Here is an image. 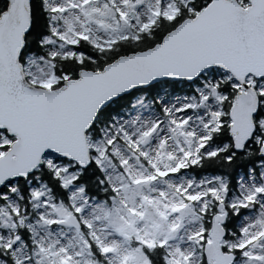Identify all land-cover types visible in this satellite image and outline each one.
I'll return each mask as SVG.
<instances>
[{"label": "snow or ice", "instance_id": "snow-or-ice-1", "mask_svg": "<svg viewBox=\"0 0 264 264\" xmlns=\"http://www.w3.org/2000/svg\"><path fill=\"white\" fill-rule=\"evenodd\" d=\"M0 264H264V0H0Z\"/></svg>", "mask_w": 264, "mask_h": 264}]
</instances>
